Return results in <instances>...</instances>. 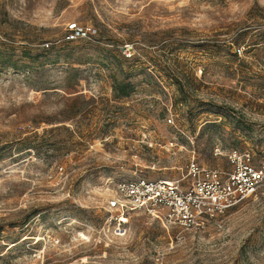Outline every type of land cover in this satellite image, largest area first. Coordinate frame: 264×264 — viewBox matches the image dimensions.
<instances>
[{"label":"rangeland","instance_id":"1","mask_svg":"<svg viewBox=\"0 0 264 264\" xmlns=\"http://www.w3.org/2000/svg\"><path fill=\"white\" fill-rule=\"evenodd\" d=\"M262 27L264 0H0V264H264V187L190 231L107 207L264 164Z\"/></svg>","mask_w":264,"mask_h":264},{"label":"built area","instance_id":"2","mask_svg":"<svg viewBox=\"0 0 264 264\" xmlns=\"http://www.w3.org/2000/svg\"><path fill=\"white\" fill-rule=\"evenodd\" d=\"M264 29V27H262ZM90 28L69 24L65 37L69 41L88 38ZM129 57V49H125ZM230 172L198 166L194 161L185 174L175 180L136 178L119 181L114 195L107 202L109 210L117 211L118 223L129 212L161 217L163 222L181 231L204 228L209 221L264 187V164L255 166L249 152L231 151Z\"/></svg>","mask_w":264,"mask_h":264},{"label":"trees","instance_id":"3","mask_svg":"<svg viewBox=\"0 0 264 264\" xmlns=\"http://www.w3.org/2000/svg\"><path fill=\"white\" fill-rule=\"evenodd\" d=\"M131 85L128 84H117L114 88L115 92L118 94L119 97L126 96L128 93L122 90L123 87H130Z\"/></svg>","mask_w":264,"mask_h":264}]
</instances>
